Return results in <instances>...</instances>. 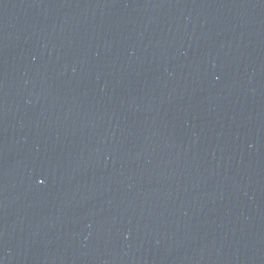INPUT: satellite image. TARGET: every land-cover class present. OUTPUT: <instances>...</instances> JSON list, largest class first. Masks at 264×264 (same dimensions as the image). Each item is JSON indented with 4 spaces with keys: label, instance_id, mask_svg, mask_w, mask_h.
<instances>
[{
    "label": "water",
    "instance_id": "95a60500",
    "mask_svg": "<svg viewBox=\"0 0 264 264\" xmlns=\"http://www.w3.org/2000/svg\"><path fill=\"white\" fill-rule=\"evenodd\" d=\"M0 264H264V0H0Z\"/></svg>",
    "mask_w": 264,
    "mask_h": 264
}]
</instances>
